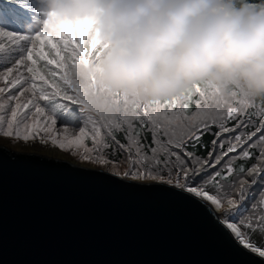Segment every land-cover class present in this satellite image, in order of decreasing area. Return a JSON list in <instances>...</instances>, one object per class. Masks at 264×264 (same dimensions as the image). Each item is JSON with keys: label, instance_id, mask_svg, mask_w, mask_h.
I'll use <instances>...</instances> for the list:
<instances>
[{"label": "snow or ice", "instance_id": "1", "mask_svg": "<svg viewBox=\"0 0 264 264\" xmlns=\"http://www.w3.org/2000/svg\"><path fill=\"white\" fill-rule=\"evenodd\" d=\"M248 2L264 7V0ZM20 50L0 68V138L50 145L115 176L182 191L208 208L238 245L264 259V99L196 84L167 100L117 96L120 113L101 118L82 110L68 74L70 64L99 55L91 26L79 36L0 29V53ZM53 100L56 106H42ZM60 101L79 106L78 133L57 128L61 110L68 115ZM207 134L213 139L204 143Z\"/></svg>", "mask_w": 264, "mask_h": 264}, {"label": "water", "instance_id": "2", "mask_svg": "<svg viewBox=\"0 0 264 264\" xmlns=\"http://www.w3.org/2000/svg\"><path fill=\"white\" fill-rule=\"evenodd\" d=\"M0 264H264L173 187L0 146Z\"/></svg>", "mask_w": 264, "mask_h": 264}, {"label": "clouds", "instance_id": "3", "mask_svg": "<svg viewBox=\"0 0 264 264\" xmlns=\"http://www.w3.org/2000/svg\"><path fill=\"white\" fill-rule=\"evenodd\" d=\"M37 32L80 35L99 55L70 64L83 111L111 118L117 96L147 103L196 84L264 99V7L248 0H35Z\"/></svg>", "mask_w": 264, "mask_h": 264}, {"label": "trees", "instance_id": "4", "mask_svg": "<svg viewBox=\"0 0 264 264\" xmlns=\"http://www.w3.org/2000/svg\"><path fill=\"white\" fill-rule=\"evenodd\" d=\"M37 15V5L35 0H0V29L20 34H23V31L28 30H32L35 33L37 32V29L30 26L36 23ZM8 53H12V51ZM60 102L67 106L68 115H63L64 109L61 110L60 114L61 117L65 118L64 121L68 122L65 123V126H76V129H72L70 127L69 129L78 133L79 128L84 126L81 113L79 112V106L71 104V102L68 101ZM46 103L50 105V107H54L58 104V101L53 100ZM191 110H194V105L190 107V111ZM212 131L215 132L216 129L213 128ZM212 139L213 136L211 134H207L203 137V142L209 143ZM118 158L122 159L123 157ZM125 167H127L126 164L122 165L121 171H123Z\"/></svg>", "mask_w": 264, "mask_h": 264}, {"label": "rangeland", "instance_id": "5", "mask_svg": "<svg viewBox=\"0 0 264 264\" xmlns=\"http://www.w3.org/2000/svg\"><path fill=\"white\" fill-rule=\"evenodd\" d=\"M2 23V22H1ZM4 24V23H3ZM24 35H28L31 33H34L32 30L23 31ZM21 55H23V51H12V53L8 52H2L0 56V68L5 67L8 63L13 62L15 59L19 58ZM46 104L50 107L46 102H42V106ZM65 118L61 117V115L58 117L57 121V128L62 129L65 127ZM70 128L76 129L77 127L74 125H69ZM0 145H3L6 148H9L11 151L15 152H30V153H38L41 155H45L51 158H57V159H64L67 161H70L72 163L78 164V165H86L96 168H102L105 170H110L107 166H97L96 164L90 163V162H83L78 157L71 155L70 153H66L58 148H54L50 145H40L38 143L33 144L32 142H29L28 144H25L23 142H17L13 141L7 138H0ZM111 171V170H110ZM254 242L260 241L259 235H254L253 237Z\"/></svg>", "mask_w": 264, "mask_h": 264}, {"label": "bare ground", "instance_id": "6", "mask_svg": "<svg viewBox=\"0 0 264 264\" xmlns=\"http://www.w3.org/2000/svg\"><path fill=\"white\" fill-rule=\"evenodd\" d=\"M0 146H3V145H0Z\"/></svg>", "mask_w": 264, "mask_h": 264}]
</instances>
